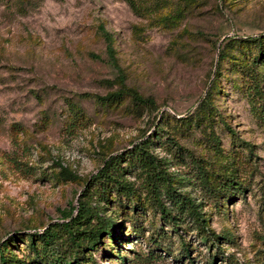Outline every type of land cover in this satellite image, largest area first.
I'll return each instance as SVG.
<instances>
[{
  "label": "rangeland",
  "instance_id": "rangeland-1",
  "mask_svg": "<svg viewBox=\"0 0 264 264\" xmlns=\"http://www.w3.org/2000/svg\"><path fill=\"white\" fill-rule=\"evenodd\" d=\"M176 4L183 17L162 26L125 0H0V240L74 214L90 176L121 151L117 178L140 207L123 213L114 192L92 194L93 211L121 222L122 259L103 237L82 264H208L211 254L264 264V54L252 62L255 46L236 40L264 33V0ZM144 140L151 174L126 160ZM222 172L239 186L213 196ZM189 208L215 243L197 236ZM14 242L20 261L8 264H34L26 240Z\"/></svg>",
  "mask_w": 264,
  "mask_h": 264
},
{
  "label": "trees",
  "instance_id": "trees-1",
  "mask_svg": "<svg viewBox=\"0 0 264 264\" xmlns=\"http://www.w3.org/2000/svg\"><path fill=\"white\" fill-rule=\"evenodd\" d=\"M130 8L137 14L142 16H152L153 19L162 26H172L180 21L186 10L184 4H176L171 7V0H125ZM168 9V11H166ZM165 10L166 12H161ZM157 14V15H153ZM228 40L230 38H227ZM232 39V38H231ZM240 43L246 44L248 41L255 46V52L251 56V61L261 60L260 57L264 54V33L258 34L254 37H239L236 39ZM248 42V43H249ZM218 49V58H222L225 52L222 47ZM264 60V58L262 59ZM215 88V77H212L209 84L203 94L198 100L196 110H204L206 115L209 114L208 109L205 106H211L212 104V91ZM119 96V91L109 92L101 99L112 100ZM208 111V112H207ZM183 119V118H182ZM198 119V117H197ZM196 119V120H197ZM142 144H138L131 148H127V162L134 165V162H139L141 165L147 167L148 174L153 172V165L151 161H147L150 156L147 152V141H142ZM129 150V151H128ZM123 152H118L107 156L102 164L97 168L94 175L90 176V182H86L79 197L77 198V206L75 207V213L68 218L61 220L60 222L47 223L39 230H16L0 240V264L13 263L18 260L15 254L10 250L12 245H16L14 241L26 240V246L28 250L33 252L35 258L34 264H82L81 261L88 259L90 252L101 244L103 237H108L113 244L112 250L117 253V257L122 259V255L118 254L119 237L122 235L120 230L121 222L115 221L114 218L106 216L100 217L97 211H93L89 204V197L92 194L97 195L98 200L107 201L108 191H112L118 196L115 200L121 208V212L126 213L128 209H138L136 199L129 204V199L133 198V190L127 181L117 178L120 175L124 167L119 163V160L123 157ZM121 169V170H120ZM236 184V185H234ZM239 183L234 181V178L230 172H222L217 174L215 178V185L211 187L213 196L217 193H225L228 189L238 188ZM122 196L124 201L122 202ZM133 196V197H132ZM181 202L179 199H175V204L181 209ZM151 203L158 208L163 214V217L172 221L173 215L165 210L163 203L157 196L153 195ZM190 212L194 216L196 221V234L203 241L209 242V244L215 243L218 239V234L214 233L208 227H206L204 220L200 219L198 213L193 208H189ZM139 229L135 228L133 224L132 233H138ZM184 252H187L186 248H182ZM39 255V260H36ZM208 264H214L215 255L211 254L207 260Z\"/></svg>",
  "mask_w": 264,
  "mask_h": 264
}]
</instances>
